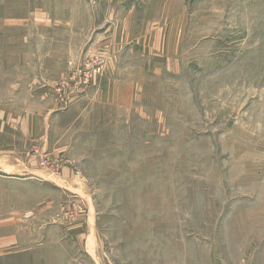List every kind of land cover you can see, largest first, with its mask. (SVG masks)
<instances>
[{
	"label": "rangeland",
	"instance_id": "rangeland-1",
	"mask_svg": "<svg viewBox=\"0 0 264 264\" xmlns=\"http://www.w3.org/2000/svg\"><path fill=\"white\" fill-rule=\"evenodd\" d=\"M13 233L29 264H264V0H0Z\"/></svg>",
	"mask_w": 264,
	"mask_h": 264
},
{
	"label": "crops",
	"instance_id": "crops-1",
	"mask_svg": "<svg viewBox=\"0 0 264 264\" xmlns=\"http://www.w3.org/2000/svg\"><path fill=\"white\" fill-rule=\"evenodd\" d=\"M3 166H7V165L3 164ZM30 178L31 177L28 176L21 179L27 181ZM54 228L55 230L56 229L61 230L63 227L59 225V226H55ZM25 241H26L25 238L18 233L17 236L15 233H13L12 236H6L4 238H0V264H18L17 262L24 259H27L26 262L27 264H29V260L31 257L35 259L36 255L32 252V247L30 246L31 244ZM38 246L39 249H41L40 243ZM21 264H25V263H21Z\"/></svg>",
	"mask_w": 264,
	"mask_h": 264
}]
</instances>
